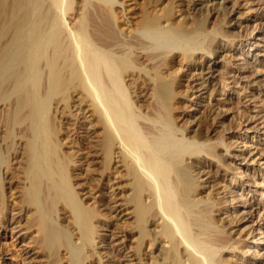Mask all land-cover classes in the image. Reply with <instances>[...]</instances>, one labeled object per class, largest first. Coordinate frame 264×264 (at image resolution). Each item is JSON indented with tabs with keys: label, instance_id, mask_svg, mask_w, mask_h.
<instances>
[{
	"label": "bare ground",
	"instance_id": "obj_1",
	"mask_svg": "<svg viewBox=\"0 0 264 264\" xmlns=\"http://www.w3.org/2000/svg\"><path fill=\"white\" fill-rule=\"evenodd\" d=\"M245 10L241 0H0V223L34 232L27 264H100L111 214L133 225L114 232L120 245L134 238L131 264H264L254 220L264 204L241 200L261 188L262 149L246 134L256 117L241 110L233 126L215 108L224 99L202 105ZM239 159L256 164L245 179Z\"/></svg>",
	"mask_w": 264,
	"mask_h": 264
},
{
	"label": "rangeland",
	"instance_id": "obj_2",
	"mask_svg": "<svg viewBox=\"0 0 264 264\" xmlns=\"http://www.w3.org/2000/svg\"><path fill=\"white\" fill-rule=\"evenodd\" d=\"M241 2L245 5V12L247 13L237 14L235 15V19L231 21V25L235 23L236 26L238 24L241 25V27L237 29L242 35L240 37L241 39L239 38L236 40L235 47L233 46V50L227 54L228 64H226V68L218 67L216 69L215 74L219 77L220 73H224L223 79L218 82L219 84L217 83L215 90L209 89L210 92L207 91L203 94L202 105L208 107L211 103H214V97L224 99L223 103L218 104L215 108L217 109L218 107L217 111L219 110V112L225 114L227 118L225 124L233 123V126L243 122L241 110H245L247 113L246 115L249 117H256L252 125L255 128L248 131L246 134L249 137L250 142L248 145L251 146V148L257 145L259 149H262L254 156L259 165L256 182L260 183L261 188H257V194L255 195H253L252 192L248 193L247 190H244L241 195V200L249 201L253 196L255 201L264 204V159L259 160L261 157L259 154L264 152V26L260 27V25H258V16L264 13V0H241ZM259 61H261V63H259ZM246 124L247 123L244 125ZM223 135L226 134L222 132L221 136ZM78 143L79 140L71 142L74 148L79 146ZM88 145L89 143L85 141L82 146L83 151H81V153H83L84 158L81 160L82 166L80 172L85 168L84 166H86L88 162V159L85 158V154L88 152ZM238 146L239 150L243 148L241 144ZM236 150L238 151V149ZM263 155L262 158H264ZM14 160L16 159L12 161L13 167L17 168V161ZM244 165L245 162L239 159L235 166L237 168L236 172L242 174H240L242 179H245V175L248 173L249 168L256 167V164H249L248 167ZM122 184H124V182H122ZM122 184H120V187H122ZM254 189L256 188L252 186L251 190L253 191ZM123 191L124 188L121 189V197L126 195L122 193ZM6 193V198L10 205L13 203L14 189L10 188ZM98 198L99 193L91 191L89 203H93ZM236 206L238 207L239 205L236 204ZM113 215L114 214H111L109 216L110 218L107 219L108 226L106 230L101 232V234H105L107 237L108 247H106V245L104 246L103 243L95 246V250L98 253L97 259L101 261L100 264H128L129 260L127 256L134 250L135 240L133 237H130L129 241L127 240L123 245H120L115 238V233L117 228L128 231L132 230L133 225L127 216L117 222L112 218ZM6 218L7 217L4 218V221H6ZM254 220H256L257 223L255 226V240H260L256 250L260 254H263L264 259V208L260 209L259 212L255 214ZM261 232L263 233L261 234ZM32 236H34L33 231L22 230L15 224L11 226L5 224L2 226L0 223L1 262L3 264H27V256L24 253L26 250H31L33 248L30 243ZM151 249V246L149 247L148 244H145L142 247V252H146L145 254H149L148 257H150L152 256ZM246 250L247 248L245 251ZM141 259L142 257H139L138 260ZM147 259L148 261L145 260V264H148L150 258ZM138 260H136L137 264H139ZM129 264H131V262Z\"/></svg>",
	"mask_w": 264,
	"mask_h": 264
}]
</instances>
